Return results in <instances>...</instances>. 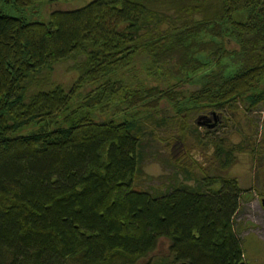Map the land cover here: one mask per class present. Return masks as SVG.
Listing matches in <instances>:
<instances>
[{
	"label": "trees",
	"instance_id": "obj_1",
	"mask_svg": "<svg viewBox=\"0 0 264 264\" xmlns=\"http://www.w3.org/2000/svg\"><path fill=\"white\" fill-rule=\"evenodd\" d=\"M140 60L147 74L174 63L178 84L144 86ZM67 61L78 72L69 88L53 78ZM185 72L204 78L187 94L175 90ZM162 101L180 121L264 104V0H95L45 22L0 12V264H248L236 179L134 189L140 115H159ZM233 150L217 145L226 163Z\"/></svg>",
	"mask_w": 264,
	"mask_h": 264
},
{
	"label": "rangeland",
	"instance_id": "obj_2",
	"mask_svg": "<svg viewBox=\"0 0 264 264\" xmlns=\"http://www.w3.org/2000/svg\"><path fill=\"white\" fill-rule=\"evenodd\" d=\"M92 1L95 0L43 1L18 9L11 1L0 0V12L27 22H45L54 11L78 9ZM72 65V61H67L54 68V80L65 88L71 87L78 78V72ZM231 65V59L228 58L223 61V65L212 64L207 69L223 70ZM142 67L143 61L140 60L132 73L146 87L168 90V87L178 84L177 81H170L171 71L177 69L174 63H168L165 74L164 70L147 74ZM202 73L194 75L185 72L176 92L187 94L199 89L204 80ZM92 89L93 85L86 84L77 91L70 108H78ZM170 107L166 101H162L159 115L151 117H147L146 111L138 109L144 114L140 115L139 120L145 126L139 149L140 170L134 189L159 196L181 186L199 188L207 179H236L243 189L234 218L237 236L243 245L246 262L264 264V186L260 182V179L264 180V161L256 160L261 151L258 145L264 144V104L250 109L239 104L237 111L222 115V122L226 121V124L221 122L218 125L214 119L210 122L213 125L211 127L196 124L201 113L188 115L180 121L176 115H172ZM160 119L165 120V123L160 122ZM179 125L185 127V131H181ZM240 144L243 151L237 148ZM217 145L226 151L234 148L231 163L225 162L224 154L218 156ZM164 246L160 242L159 248Z\"/></svg>",
	"mask_w": 264,
	"mask_h": 264
},
{
	"label": "flooded vegetation",
	"instance_id": "obj_3",
	"mask_svg": "<svg viewBox=\"0 0 264 264\" xmlns=\"http://www.w3.org/2000/svg\"><path fill=\"white\" fill-rule=\"evenodd\" d=\"M203 115H208L209 116L208 119L205 120L206 121V127H211L213 125H211L210 122L214 121V119L217 122V124L220 125V123L222 122V119H223L222 115H224V113L207 112V113H205ZM216 115H219V116L216 117ZM218 121H220V122H218ZM222 123L226 124V121L225 122L223 121ZM258 159H259V161H264L263 157H257L256 160H258ZM261 180L262 179H260V182L263 183V186H264V180H262V181Z\"/></svg>",
	"mask_w": 264,
	"mask_h": 264
},
{
	"label": "water",
	"instance_id": "obj_4",
	"mask_svg": "<svg viewBox=\"0 0 264 264\" xmlns=\"http://www.w3.org/2000/svg\"><path fill=\"white\" fill-rule=\"evenodd\" d=\"M206 119H208V115H201L197 118L196 124L198 126H206ZM262 206L264 207V199L262 200ZM179 264H186V263H179Z\"/></svg>",
	"mask_w": 264,
	"mask_h": 264
}]
</instances>
